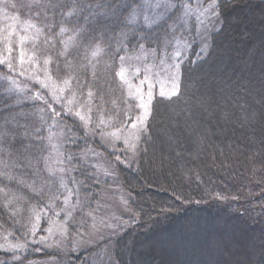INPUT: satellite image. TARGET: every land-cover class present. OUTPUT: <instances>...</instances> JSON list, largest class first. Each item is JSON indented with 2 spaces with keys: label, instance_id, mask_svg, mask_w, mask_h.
<instances>
[{
  "label": "trees",
  "instance_id": "1",
  "mask_svg": "<svg viewBox=\"0 0 264 264\" xmlns=\"http://www.w3.org/2000/svg\"><path fill=\"white\" fill-rule=\"evenodd\" d=\"M9 6L32 29L31 58L66 86L94 134L36 97L38 87L19 81L18 91V76L0 60V234L26 244L27 225L37 215L44 232L51 217L41 212L59 199L46 170L54 127L64 131V153L93 149L115 161L98 137L127 129L140 115L118 75L121 61L142 47L161 51L173 38L165 24L147 28L133 20L141 0H10ZM217 13L220 28L207 55L195 59L194 43L180 65L178 94L154 98L135 160L128 167L115 161L127 206L122 229L106 241L114 264H224L222 237H242L250 248L244 264H264V0H218ZM181 132L192 135L176 145ZM69 169L95 203L101 194L94 177L78 158ZM88 256L0 254V261L86 264Z\"/></svg>",
  "mask_w": 264,
  "mask_h": 264
},
{
  "label": "rangeland",
  "instance_id": "2",
  "mask_svg": "<svg viewBox=\"0 0 264 264\" xmlns=\"http://www.w3.org/2000/svg\"><path fill=\"white\" fill-rule=\"evenodd\" d=\"M218 0H141V8L134 13L133 20L142 22L147 28L167 25V31L172 35L170 47L161 51L140 48L128 53L121 61L120 79L127 87L130 96L138 103L143 96L146 103L155 97H173L178 92L180 65L192 55L193 44H197L195 59L204 58L210 49L211 35L218 32L220 20L217 13ZM10 0H0V60L6 62L8 70L18 76L13 86L21 91L18 83L38 87L36 97L66 111L78 118L89 131V122L74 107L73 101L67 96L65 85L55 83L48 74L46 66L35 62L28 50L33 38L32 29L21 24L13 17L9 6ZM175 35V36H174ZM16 55L14 56V52ZM20 81V82H19ZM21 84V83H20ZM19 86V87H17ZM41 93H39V92ZM161 92L164 96H161ZM149 93L151 96L149 97ZM140 115L135 119V127L102 133L99 144L122 167H128L137 156L139 136L145 130L149 117L141 107ZM181 132L177 134L176 145L192 134ZM197 135V133H194ZM48 140L47 175L56 183L59 199L44 209L41 213L50 214L51 221L44 232L40 230L41 218L36 215L27 225L25 233L26 244L11 240L0 234V254L20 258L26 254L47 253L63 255L67 252L79 253L88 251L86 264H114L110 256V247L106 243L119 233L123 227L122 212L126 210L127 199L121 187L116 184L115 161L109 162L100 152L93 149L81 155L64 153L65 135L61 127L52 130ZM195 136V135H194ZM166 146L167 143H165ZM176 156L183 152L176 151ZM177 156V157H178ZM78 158L90 172L95 184L99 185L100 197L89 204L87 198L74 183L69 163ZM80 218L79 222L75 223ZM72 225L70 232L67 225ZM70 225V226H71ZM224 264H244L250 248L245 247L242 237L221 238ZM30 246V247H28ZM29 251V252H28ZM156 255L175 262L174 258L162 251ZM184 262L185 260L178 259ZM177 262V259H176ZM2 262L0 261V264ZM25 264H54L52 259L31 261Z\"/></svg>",
  "mask_w": 264,
  "mask_h": 264
},
{
  "label": "snow or ice",
  "instance_id": "3",
  "mask_svg": "<svg viewBox=\"0 0 264 264\" xmlns=\"http://www.w3.org/2000/svg\"><path fill=\"white\" fill-rule=\"evenodd\" d=\"M118 75H121V78L123 79V76H122L121 73H118ZM177 94L178 93L173 92L171 95L172 96H175ZM150 96H151V94L149 93V97ZM161 96H164V93L163 92H161ZM166 98L171 99V96L166 97ZM139 107L145 109L147 111V113L150 115L151 98H149L148 101L145 103L144 100H143V96H141L140 103H139ZM137 122H142V121H133L130 126L135 127Z\"/></svg>",
  "mask_w": 264,
  "mask_h": 264
}]
</instances>
